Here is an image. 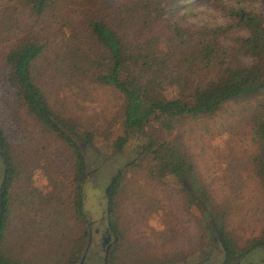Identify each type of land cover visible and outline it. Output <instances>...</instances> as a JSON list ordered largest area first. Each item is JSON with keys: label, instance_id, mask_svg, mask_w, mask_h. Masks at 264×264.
<instances>
[{"label": "rangeland", "instance_id": "rangeland-1", "mask_svg": "<svg viewBox=\"0 0 264 264\" xmlns=\"http://www.w3.org/2000/svg\"><path fill=\"white\" fill-rule=\"evenodd\" d=\"M20 2L0 0V127L14 164L7 256L20 264H68L72 249L81 242V264L84 256L102 254V234L113 228L118 241L109 249L106 264H246L228 258L218 236L207 246V238L202 239L204 214L186 203L172 178H154L153 157L142 153L150 138L182 143L214 204L230 205L231 238L238 247L248 248L264 230V189L251 162L255 146L243 118L246 100L224 105L212 118H182L172 130L152 120L145 133L137 132L116 154V137L124 131L123 98L112 87L88 81L82 85L77 73L86 58L76 60L72 50L79 48L81 55L85 47L72 41L73 28L57 19L61 14L63 21L81 22L82 15L55 5L51 17L43 20L30 15L26 2ZM257 2L194 0V13L186 21L197 26L226 24L230 6ZM23 38L45 45L32 75L80 149L81 175L74 149L29 112L7 80L6 56ZM120 175L112 204L108 188ZM8 177L0 146V196ZM157 206L164 208L156 211ZM249 251L241 260L264 264V246Z\"/></svg>", "mask_w": 264, "mask_h": 264}, {"label": "trees", "instance_id": "trees-1", "mask_svg": "<svg viewBox=\"0 0 264 264\" xmlns=\"http://www.w3.org/2000/svg\"><path fill=\"white\" fill-rule=\"evenodd\" d=\"M24 1L30 15L43 20L51 17L55 5L60 11L67 9L83 16L81 22L75 18L63 21L61 14L57 19L73 28L70 39L85 47V51L80 48L81 55L79 48L72 50L76 60L86 58L81 73H77L82 85L88 81L112 87L123 98L124 131L116 137V154L137 132L145 133L152 120L172 130L182 118H212L224 105L246 100L243 118L255 146L251 162L264 189V0L255 5L230 6L229 22L216 26L187 23L194 13V0ZM44 49L38 39H19L6 56L7 80L29 112L74 149L81 175L84 162L80 149L65 132V121L53 113L45 93L34 82L32 65ZM83 66L86 69L82 70ZM0 146L9 174L1 196L0 264H20L10 259L4 248L14 164L1 127ZM183 148L180 142L150 138L142 153L153 157L154 178H172L186 203L204 214L207 222L202 239L207 238V246L218 236L232 260L244 258L251 248L264 246V230L251 245L248 242V248L236 245L227 230L230 205L222 208L214 204L209 186L199 176L190 152ZM122 177L117 176L109 186L112 204ZM83 245L80 242L72 249L68 264H78Z\"/></svg>", "mask_w": 264, "mask_h": 264}, {"label": "flooded vegetation", "instance_id": "flooded-vegetation-1", "mask_svg": "<svg viewBox=\"0 0 264 264\" xmlns=\"http://www.w3.org/2000/svg\"><path fill=\"white\" fill-rule=\"evenodd\" d=\"M2 196V193H1ZM1 196H0V208H1ZM93 235V232H91ZM118 241V236L116 232L114 231L113 228H106L105 232L102 234V239H101V244H100V251L102 254L98 253H93V256L91 259L89 257L84 256V260L81 264H106V257L109 252V249L116 244ZM96 254V255H95ZM89 259V261H88ZM240 258L239 261H243V263L250 264L247 261L241 260ZM79 264V262H78ZM257 264V263H256Z\"/></svg>", "mask_w": 264, "mask_h": 264}, {"label": "water", "instance_id": "water-1", "mask_svg": "<svg viewBox=\"0 0 264 264\" xmlns=\"http://www.w3.org/2000/svg\"><path fill=\"white\" fill-rule=\"evenodd\" d=\"M108 190H109V188H108Z\"/></svg>", "mask_w": 264, "mask_h": 264}]
</instances>
